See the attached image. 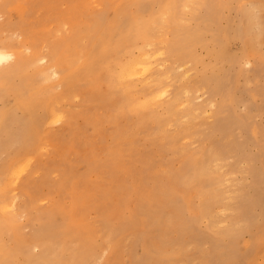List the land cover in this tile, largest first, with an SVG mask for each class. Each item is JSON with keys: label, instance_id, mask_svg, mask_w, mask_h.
Returning <instances> with one entry per match:
<instances>
[{"label": "rangeland", "instance_id": "1", "mask_svg": "<svg viewBox=\"0 0 264 264\" xmlns=\"http://www.w3.org/2000/svg\"><path fill=\"white\" fill-rule=\"evenodd\" d=\"M167 1L139 0V9L132 3H125L126 0H15V4L21 6L19 13L16 10L0 13V23L8 20V25L15 28L20 36L17 39L27 38L28 35L39 38L42 41L38 44L41 51H47L49 49L42 45L62 41L73 31L94 24L97 15H102L105 20H113L115 9L125 6L126 13L132 18H147L149 14H159L162 4ZM200 2L178 0L177 13L170 22L160 20L150 33L152 45H145L138 40L129 48V52L134 55L138 49L152 53L149 58V74L152 77L145 85L136 83L132 86V95L141 98V95L148 94L149 98L140 101H149L151 94L156 95L152 96L154 100L145 110L130 109L123 104L125 115L118 117L114 108H107L110 101L114 102L115 108H119L123 96L118 87H111L106 82V72L103 71L95 83L96 91H91L86 85L77 91L78 96L69 108L72 114L75 113V118L71 117L72 126L56 123L42 134L45 140H55L54 144L48 143V147L40 152L41 157H38L45 163L48 177L41 184L33 182L24 193L18 184L14 190L19 206L23 202L31 204L29 222L24 217L20 219L23 234L29 235L38 228L40 213L49 208H68L69 201L80 202L76 197L83 190L78 183L71 182L65 189L57 191L56 187L49 185L51 180L58 181L62 173L67 176V170L83 175L87 171V164L93 161L103 163L113 154L119 159L114 167L116 170L113 169L115 178L110 179L107 175L98 178L94 174L89 178L88 184L96 188V193L93 198L83 201L85 220L81 222L84 229L92 225L98 228L106 216L114 223L128 218L140 203L150 208L151 212L160 210L159 189L166 192L169 198L177 196L179 200H187L183 215L191 219V228L183 233L172 219L171 225L161 236L156 235L149 221L146 226L150 237L144 238L141 229H138L137 234L129 235L116 244L115 250L104 251L111 261L104 260L102 256L97 260L98 264H115V261L118 264H137V260L139 263L148 254L161 259L160 253L172 254V264H204L202 257L213 254L216 243L227 246L229 236H237L234 244L237 258L228 264H264V242L248 250L253 241L264 239V233L260 230L263 216H259L264 215V185H253L262 190V203L260 208L249 213L253 217V226L249 229L245 228L249 219L240 215L237 209L239 200L236 202L239 196L249 192L252 183H256L259 178L264 179V0H209V3L206 2L209 7L207 12ZM212 10L216 12L213 20ZM246 12L255 16L259 24V27L254 26L253 31L262 32L259 41L253 44L254 48H249L247 52L243 51V40L232 33L236 26L245 23ZM21 21L25 24L22 25V32L17 30ZM175 25L189 28L200 25L204 41L208 42L205 41L207 49L212 47V33L227 28L230 34L226 47L231 57L215 60L204 46L195 45L194 60L185 57L178 61L168 46ZM44 27L51 29V36L42 33ZM10 34V30H5L0 32V37L7 38ZM13 34L16 38V32ZM82 42L85 43V40ZM13 45L15 48L18 46L16 41ZM18 50L24 58V47ZM120 56L125 59L124 49ZM105 63L112 65L110 59ZM216 68L223 77L218 90H214L213 83L205 82V78L211 76ZM158 84L162 85L163 95L155 91L154 87ZM60 91L61 88L53 90ZM93 93L96 100H87ZM175 99L176 107L168 111V104ZM221 102L237 119L236 124L230 126L228 134L223 136L212 134L211 126L213 112ZM6 106H13L12 98L7 100ZM141 121L145 124L137 129L135 126ZM129 130L133 131V136L129 140L124 139L122 144L121 139ZM71 140L72 143H68ZM218 142L225 146L235 144L237 151L226 152L205 166V173L200 180L193 182L181 177L194 172L196 166L192 163H197L201 155L211 151ZM4 158L5 154H1L0 159ZM187 162L188 165H185ZM34 173L38 181L46 176L42 169ZM209 174L217 178L215 197L212 189L201 190V184H205ZM179 177L184 178L182 184L177 181ZM104 194L108 197L102 196ZM161 198L167 200L164 195ZM203 199L212 204L207 217L199 212ZM174 208L164 211L165 220L175 215ZM78 213L76 218H79ZM137 220L144 222L141 217H137ZM54 222L61 223V217L55 215ZM223 233L228 234L223 236ZM225 237L227 239L224 242ZM176 242L182 246L177 251L181 254L180 259L174 257L172 245L175 246ZM32 250L34 252L37 249L33 247Z\"/></svg>", "mask_w": 264, "mask_h": 264}, {"label": "bare ground", "instance_id": "2", "mask_svg": "<svg viewBox=\"0 0 264 264\" xmlns=\"http://www.w3.org/2000/svg\"><path fill=\"white\" fill-rule=\"evenodd\" d=\"M206 2L209 3V0L200 2L205 12L209 10ZM125 3H132L141 9L139 0H126ZM186 4H188L187 1ZM178 7V0H168L162 4L159 14H149L147 18L142 16L132 18L126 13L125 6L116 8L113 20H105L102 15H97L94 24L73 31L62 41H52L49 45H42L49 49L47 51H41L38 44L42 41L39 38L34 39L28 35L27 38L17 39L20 36L15 28L8 25V20L0 23V32L11 31L9 37H0V155L5 154V158L0 159V264H98L97 260L102 256L104 260L111 261L110 256L104 255V251L115 250L116 244L129 235L137 234L138 229H141L144 238L150 237L146 226L149 221L150 227L156 235L162 236L171 225L172 219L177 222L183 233L190 230L191 219H186L183 215V208L187 200H179L177 196L169 198L162 189H159L158 192L160 210L151 212L150 208L140 203L135 207L133 215L128 218L120 219L114 223L110 217L106 216L100 221L98 228L92 225L84 229L81 222L85 220L82 210L83 201L93 198L96 193V188L88 184L90 183L89 178L92 176L91 174H94L98 178L107 175L110 179H114L116 175L113 169L116 170L114 167L119 163V159L113 154L103 163L93 161L87 164V171L83 175L76 174L74 170H67V176L62 173L58 181L51 180L49 185L56 187L57 191L65 189L64 187H67L71 182L78 183L83 190L76 197L80 202L69 201L68 208H49L40 213L39 226L29 235L22 233L23 225L20 219L24 217L25 221L29 222L31 204L23 202L19 206L17 197L14 195L16 184L24 193L30 189L33 182L41 184L47 179V167H45V163L38 160V157H41L40 152L48 147V143L54 144L55 140L53 138L45 140L42 134L56 123L66 124L67 127L72 126L71 117L75 118V113L72 114V110L69 108L72 101L78 96L77 91L82 88V85L90 87L91 91H96L95 83L98 82L103 71L106 72V82L111 87H118L123 96L119 108H115L112 101L107 107L114 108L118 117L121 114L125 115L122 110L123 104L130 109L140 110H145L151 104L154 100L152 96H156L155 94H151L149 101H140V99L149 98L148 94L141 95V98L138 95H132V86L136 83L145 85L144 83L152 77L149 74L151 70L149 58L152 53L138 49L137 54L134 55L129 52V48L133 47L138 40L145 45H152L153 39L150 33L154 27L160 20L164 23L170 22V19L177 13ZM20 9L21 6L15 4V0H0V13L15 10L19 13ZM215 16L216 12L212 10V20ZM245 16H247L245 23L236 26L232 33L234 37L243 40V51L247 52L249 48H254L253 44L259 41L262 32L255 33L253 31L254 26L259 27L255 16H251L248 12ZM23 24L24 22L21 21L17 27L18 31L22 32ZM42 30L44 35L51 36V29L44 27ZM14 32H16V38H14ZM229 34L227 28L216 30L210 38L212 47L207 49L205 47L207 41H204L203 28L200 25L195 28L175 25L168 46L172 56L176 57L178 61H182L185 57L194 60L196 58L193 54L195 45L204 46L211 57L215 60H222L231 57L226 47ZM82 40H85V43ZM14 41L18 44L17 48L13 45ZM129 41L131 44H127ZM20 47H24L26 51L24 58L19 53ZM122 49L126 52L125 59L120 56ZM109 59L112 62L111 66L105 63ZM216 69L213 70L214 73L211 76L205 78L206 83H213L214 90L221 88L219 83H222L220 81L223 79L220 75L221 71ZM161 86L158 84L154 88L156 92H161L159 94L163 95ZM55 88H61V91L53 92ZM9 98L13 100L12 107L6 106ZM87 100H96L94 93ZM176 100L168 104V111L176 107ZM213 113L212 134L227 135L230 126L236 124V117L229 113L228 107L223 102L219 103ZM114 120L116 121L117 117ZM144 124L145 122L141 121L135 127L138 129ZM132 136V130L126 131L125 137L123 136L121 139L122 144L124 139L129 140V137ZM68 143H72V140ZM236 146L231 143L225 146L218 142L211 151L202 154L197 163H192L196 166L194 172L190 175H181V177L193 182L200 180L205 173V166H209L211 162H215L216 158L226 152H236ZM185 165H188V162ZM39 169H42L46 176H42L38 181L35 179L34 172ZM181 177L177 179L180 184L184 179ZM215 180L217 181V178L212 174L206 176L205 184H201V190L212 189L213 197H215L217 189ZM254 184L264 185L263 177L259 178L256 183H252L247 194L236 199V202L239 200L237 209L240 215H244V219L245 216L247 220L249 219V224L245 226L247 229L253 226V217L249 213L251 210L260 208L262 203V190L255 188ZM98 186L96 185V187ZM162 195L167 198L166 201H163ZM102 196L108 197L106 194ZM101 199L104 200V198ZM172 207H175L173 210L175 215L165 220L164 211ZM211 207L212 204L207 199H203L199 206V212L207 217L210 215ZM77 212H79V218H76ZM55 215L61 217V223L54 222ZM259 216H263L260 230L264 233V215ZM137 217L143 218L144 222H139ZM227 234L223 233L222 235ZM229 237L228 239L224 238V242L227 239V246L224 247L222 246L224 244L216 243L213 254L204 255L202 262L204 264H228L230 260H235L237 250L234 244L237 236ZM262 242L264 239L261 238L253 241L248 250L251 251ZM33 247L37 249L34 252ZM172 247L175 249L174 257L180 259L181 254L177 251L182 246L176 242V245H172ZM246 255L248 253L244 256ZM159 257L161 259L148 254V256H143L139 263L138 260L136 263L172 264V254L160 253ZM113 263L118 264L117 261Z\"/></svg>", "mask_w": 264, "mask_h": 264}]
</instances>
